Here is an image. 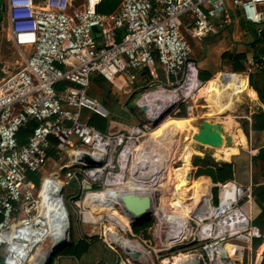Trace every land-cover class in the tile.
<instances>
[{"label":"built area","instance_id":"built-area-1","mask_svg":"<svg viewBox=\"0 0 264 264\" xmlns=\"http://www.w3.org/2000/svg\"><path fill=\"white\" fill-rule=\"evenodd\" d=\"M101 1L8 0L13 40L30 53L0 80V249H7L0 264H27L30 239L43 241L44 203L65 211L69 228L77 216L85 228L103 234L99 237L120 258L99 264H168L166 259L171 264H264L253 184L210 182L207 193L189 196V213L182 221H163L154 203L151 213L158 223L140 232L133 228L139 220L127 212L131 231H117L132 247L121 246L101 218L102 207L116 205L124 211L120 195L134 174L136 155L165 114L173 117L185 107L188 114L195 113L204 101L206 81L183 27L191 37L203 39L230 24L236 9L263 35L264 0H118V8L109 13L98 10ZM246 63L248 72L264 70V58ZM142 73L156 87L137 102L142 122L107 131L90 124L86 111L110 116L90 94L96 74L131 96L140 88ZM60 83L65 84L59 89ZM151 94L158 95L156 104L163 107L172 99L165 112L157 115L145 108ZM32 121L37 126L20 138V130ZM47 166L51 171L39 178ZM54 176L62 183L43 195L45 182ZM109 191L115 201L99 197ZM162 223L166 225L160 227Z\"/></svg>","mask_w":264,"mask_h":264},{"label":"crops","instance_id":"crops-1","mask_svg":"<svg viewBox=\"0 0 264 264\" xmlns=\"http://www.w3.org/2000/svg\"><path fill=\"white\" fill-rule=\"evenodd\" d=\"M2 14L3 13L1 12L0 16H2ZM231 15L232 19L230 24L220 27L217 32L203 39L191 37L189 30L186 27H183V32L195 48L193 56L198 62L201 75H206L207 73L214 75L215 71L220 69V67H230L232 69V72H239L234 70V66L232 61L230 60V57L225 56V54H246V58L245 60H243L245 64V70L242 71L243 73L240 74L234 73L237 74L243 82L242 90L238 91V93L236 94L235 104L242 94L243 95L241 98H243L242 100H245V102L241 104L242 114L240 113V115L235 116L236 121L234 122V126L236 127H231V129H241V134L245 138L247 145L245 147L242 146L239 153L231 156L230 158L214 157L216 161H219L220 159H230L225 163H211L206 164V166L199 165V167L195 168L196 171L194 172L200 177V180L204 178L208 182H224L235 180L243 184H253L255 189V201L253 205L254 220L259 222L261 224V227H263L264 229V199L260 200V196L257 197L259 194H264V70L262 71V69L256 68L253 72H248V65L246 63V60H248L249 58L264 57V52L262 50V46H264V43L257 42L255 46H253L252 44L255 42L256 35L263 38L264 34L258 35L255 27L250 25V23H248L243 18V16L238 10H231ZM211 37L213 39V43L209 42V38ZM219 74L221 73H218L215 77L212 76L213 78L206 81L205 85L201 90L202 94H207L206 100L209 99L208 101L212 102L214 100L209 98L210 83L216 81ZM142 75L143 76H141L137 81L138 88H140L137 89L136 92L142 89L146 83L148 84V86H150L149 77H146L144 73H142ZM102 80L107 81L104 77ZM253 82L255 85L253 84ZM205 86H207L206 92L204 91ZM221 97V95H216L215 99H221ZM211 107H218L221 109V112L227 110L225 104H223L221 100L220 104H212ZM124 109L127 110V107H124ZM85 114L86 117L90 119L94 113L91 111H86ZM110 116L107 117L109 118L107 127H96L101 129L102 131H107L108 129L124 130L127 129L129 126L134 125V123L129 122V126L126 125L123 127H118V118L110 119ZM123 118L125 117L119 116V119ZM188 168L192 167L189 166ZM181 171L183 170L178 171V173ZM35 180L38 184H40L38 178H36ZM186 182L194 183V180ZM189 192L190 191H187V194L184 195L183 198H179V194L182 193L179 192L178 199L180 201L185 200L189 203ZM188 207H190V204L188 205ZM189 209L190 208L186 209L185 212H189ZM179 210L180 209L175 211L179 212ZM185 212H183V214ZM170 215H176L177 217H179V214L175 213H170ZM256 225H258V223H256ZM94 237H89L85 235V237L83 238ZM227 247L231 249V251L234 249V246L231 244H227ZM42 249L45 250V248ZM119 258L120 257L118 256L116 262L119 260ZM97 262L100 263L109 261L100 259Z\"/></svg>","mask_w":264,"mask_h":264},{"label":"bare ground","instance_id":"bare-ground-1","mask_svg":"<svg viewBox=\"0 0 264 264\" xmlns=\"http://www.w3.org/2000/svg\"><path fill=\"white\" fill-rule=\"evenodd\" d=\"M217 90L219 95H221V102L225 104L226 108H232L235 105L236 101V94L238 91H241L243 88V82L241 81L240 77L237 74L234 73H221L218 76L217 79ZM207 86L204 87V91L206 92ZM157 94H151L146 97L147 103L145 108L148 109L151 108L152 112L159 115L162 111L165 112L167 109V106L171 103L172 99H169L166 103V107L156 104V100L160 99L157 98ZM170 102V103H169ZM221 111L217 110L215 107L212 108L208 112V116H218ZM193 117V116H192ZM190 118V117H189ZM234 116L227 115L225 119L220 120H214L212 118H208L202 121L201 127L197 128H191L189 124V120L185 119L180 128L177 131L172 132L170 129L166 127H160L158 128L155 133H153L152 137L149 140V144H152L153 146H158L159 143L166 141L168 143H174V136L178 135L182 139V142L185 143L186 146H201L207 150H212L214 148V151L212 150V155L215 158H230L234 154L239 153L242 146H246V140L242 136L240 129L239 130H232L231 127L234 126ZM183 120V119H182ZM219 123H222V128L218 129L217 126ZM238 123V122H237ZM165 124V123H164ZM163 124V125H164ZM173 125V123H172ZM230 132V134L228 133ZM231 135L233 138L232 143H229L227 140V136ZM160 137V139H158ZM177 139V138H176ZM179 142V140L177 139ZM143 148V147H142ZM140 152L136 155V161L133 165L132 172L134 173L131 179L129 180L128 184L125 186V191H135L137 189H141L145 192H148L152 195L154 198V203L158 212L159 217L163 221H166L169 217H173L170 215V209L169 207L163 211L159 208V191H158V182L164 178H167L170 176V167L166 159L160 158L154 155L153 151L149 148L141 149L139 148ZM142 152V154H140ZM140 158V159H139ZM181 167V166H180ZM179 168V167H178ZM193 170L192 168H187L186 170H183L178 173L177 178L178 180H188L192 179L189 178V173ZM164 177V178H163ZM133 178V180H132ZM205 180V179H204ZM208 182V181H207ZM207 182H196V186L194 189L190 188H173L174 190L178 191H184L179 194V198H183L184 195L187 194V191L193 190L196 194L201 187H205ZM56 183H62L61 179L54 176V179H50L47 182H45L42 192L43 195L46 194V192L49 189L56 190L57 191V185ZM198 183V184H197ZM210 183V182H209ZM109 193V194H108ZM113 191L109 192H103L99 194V197L103 199H112L115 201L114 194H112ZM203 194V193H202ZM56 200L60 198V195L55 196ZM167 197L165 196V199ZM180 204H183L181 206ZM189 203L186 201L184 203V200H181L179 205L177 206L178 209H188ZM101 218L103 220H107L109 223L118 225L119 227L124 228L126 231L130 230V220L128 217L127 211L124 213L121 208H118L116 205H111L108 207H102L101 208ZM165 211V213H164ZM184 215V214H182ZM66 216V212L59 209V207H54L53 210H50L46 207L45 203L43 204V209L41 211V225L40 232L42 233L40 235L42 242L46 241L47 238L52 239V245L49 249H40V246L37 248L36 252L33 254L32 251L34 247L39 244L37 243V239L34 241L30 239V243L28 245V252H31L28 259L29 264H43L45 259L48 257V255L51 253L52 249L55 247L56 243H59V239L61 237H65L68 240V232H69V225L64 220ZM184 217H176L175 220L182 221ZM166 223H162L160 227H164ZM97 230V228H96ZM106 230L110 233L113 231L111 228H106ZM45 235V236H43ZM121 246L124 248L129 247L134 244H130L129 240L125 238L121 233H116L115 235H112ZM115 244V243H114ZM231 244V243H228ZM232 245V244H231ZM116 246V245H115ZM234 246V245H233ZM234 250V249H233ZM232 250V251H233ZM165 263L171 264L170 260L166 259L164 261ZM24 264V263H22Z\"/></svg>","mask_w":264,"mask_h":264},{"label":"rangeland","instance_id":"rangeland-1","mask_svg":"<svg viewBox=\"0 0 264 264\" xmlns=\"http://www.w3.org/2000/svg\"><path fill=\"white\" fill-rule=\"evenodd\" d=\"M4 2H5L4 3L5 9H3L2 11L3 14L0 17V80L7 77L11 72L18 69L21 66V64L24 62L25 58H27L30 53L29 48L19 46L13 40L11 16L9 12L8 0H4ZM209 42L213 43L212 37L209 38ZM231 70L232 69L230 67H226V68L220 67V69L215 71L213 77H215L218 73L232 72ZM232 73H238V72H232ZM155 89H156L155 86L154 87L148 86V84L146 83L142 89H140L139 91H137L130 97L129 95L127 96V95L120 94L118 91L115 90V87L111 83L102 80L101 83H95V82L92 83L90 94L94 96V98H96L98 101H101L103 103V106L106 109H108L111 115L110 119L118 118V122H119L118 127H123L126 125L129 126L130 125L129 122L135 124V123H140L145 119V116L139 111L137 102L143 94L145 95L146 93L151 92ZM203 95L205 96L204 101H202L199 104L197 111L195 113L193 112L191 114L190 113L188 114L186 107L185 109L183 108V112H180L177 115H172L173 117L169 116L170 114L166 113L164 118L157 124L156 129H154L153 133L158 131L157 129L160 128L161 126L170 129L172 132L177 131L185 119H188V120L190 119L189 124L191 128H194L196 126L197 128H200L202 121L205 120V118L206 119L212 118L214 120H220V119H225L227 115H232L234 116L233 121L235 122L236 121L235 116L240 115V113L242 112L241 104L245 102V100H242L243 98H241L243 95L242 94L239 100L236 102L234 107L229 108L225 110L224 112L219 113L218 116L216 115L208 116L207 115L208 112L213 108L211 107L213 104V101L212 102L208 101L209 99L206 100L207 94H203ZM124 107H127V110H125ZM215 108L221 111L220 108L218 107H215ZM119 116L125 117V118L119 119ZM152 135L153 134H151L148 138L144 139L140 147L143 150L146 148H149L150 150L153 151L155 156L166 159V161L169 164L170 176L167 178L163 177L164 179L160 180L157 185L158 191H159L158 199L160 201L158 206L161 209V211H163V209L166 210L169 207L165 199V193H166L167 187L176 188V186L174 185V183L176 182H186V181L196 180L192 185L187 187L190 189H194L197 181L198 183L207 182V180H204V178L200 180V177L194 171H196L195 168L199 167V165L206 166V164H210V162L209 163L199 162L195 164L193 162V157L195 158L202 157L204 159L207 158V159L213 160L214 162L216 161V159L212 155V150L214 151V148L212 150H207L203 148L202 145L195 146V147L186 146L185 143L182 142V139H179L180 137L178 135L174 136V141H175L174 143H171L169 141L167 143L166 141H163L159 143L158 146L157 145L153 146L152 144L148 143ZM176 138L179 140V142L177 141ZM158 139H160V137H158ZM140 154H142V152ZM186 164H188V166L193 167L194 169L192 170V176H191L192 179L186 180V181L176 180L175 173H174V167L178 168ZM50 168H51L50 166H47V170L39 172L38 177L39 178H41L42 176L44 177L46 172L51 171ZM209 184L210 183L207 182L206 186L201 187V189L196 194L194 193L193 190H191L189 192V196H191L193 193L194 197H201L202 195L207 193L208 188L210 186ZM138 191H143V190L138 189ZM169 194L173 196L172 191H170ZM185 202L186 201L184 200V203ZM180 205L183 206V204H180ZM169 209L171 210L170 213L179 214V217H185V215L189 213V212H185L186 209L184 208L180 209L179 212L172 210L170 207ZM183 212H185L184 215H182ZM148 217L153 219L154 221L153 226L156 223H158V220L155 217V213H150ZM174 217L176 218L177 216L174 215ZM106 227L111 228L116 233H119L117 231L119 230L118 225H114V224L107 222ZM87 229L88 227L85 228L79 221L78 217L75 216L72 219L71 228H69L70 232H68V243H69L68 245H72V247L75 246L76 243H78L83 237H85V235L88 234ZM102 235H103L102 233H100V235L98 233L95 236L100 239ZM50 244L52 245V239L49 237L47 238L46 241L37 244L34 247L32 253L34 254L39 246H40V249L42 248L49 249L51 247ZM67 246H65L63 249L59 250L58 252H56V254L53 256L51 264H79V260L74 259L72 257H67L66 255H64L63 251ZM100 246H101L100 243L93 245L91 247L90 253H88L89 255L86 258H95V262H97L102 257L106 256V251L102 252V248ZM116 246L120 248L118 244ZM6 253H7L6 247L5 246L1 247L0 249L1 256L5 257ZM27 264L29 263L27 262Z\"/></svg>","mask_w":264,"mask_h":264},{"label":"trees","instance_id":"trees-1","mask_svg":"<svg viewBox=\"0 0 264 264\" xmlns=\"http://www.w3.org/2000/svg\"><path fill=\"white\" fill-rule=\"evenodd\" d=\"M118 6H119V1L118 0H102L100 5H99V7H98V10L101 11V12H104V13H109V12H112V11L116 10L118 8ZM255 37H256L255 38V42L252 43L253 46H255L257 44V42H259V43L263 42L264 43V37L262 38V37L257 36V35ZM262 50L264 52V46H262ZM245 55L246 54H242V53H236V54H230V53L227 54L226 53L225 54V56L230 57V60L232 61L233 66H234V70L239 71V72H242V71L245 70V64H244V61H243L246 58ZM263 58L264 57H257L255 59L257 61H261V59H263ZM212 76H213V74H209V73H207L206 75H201L200 74V77L204 81H208L209 79L212 78ZM102 79H103V76L101 74H96L93 77V82L101 83ZM64 84L65 83L58 84V88L59 89L62 88L64 86ZM253 84H254V82H253ZM216 89H217V82L216 81L211 82L210 83V89H209V98L210 99H214L213 100V104H220V99L216 98L217 101L215 99V96L219 95L218 90L216 91ZM214 91H216V92H214ZM108 121H109V118H107L105 116H102V115H99L97 113H94L92 115V117L89 119L90 124L95 125L97 127H101V128L107 127L108 126ZM36 126H37V123L35 121H32L27 127L22 128L20 130L19 137L20 138H26L29 134H31V132L33 131V129ZM240 131H241V129H240ZM228 160H230V159H220L219 161H215L214 162L213 160H210V159H207V158L204 159L202 157H198V158L197 157L196 158L193 157V162L195 164L199 163V162H203V163H209L210 162V164L211 163H216V162L217 163H225ZM184 167H186V168H184ZM188 167H189L188 164L183 165V166H181L179 168H175L174 167V173H175V176H176L175 178L178 180V178H177L178 171L187 169ZM35 179H36V177H35ZM192 184H193V182H176V183H174V185L177 188H187V187H189ZM170 191H172L173 196L169 194ZM179 192H183V191L174 190L171 187H167L166 188V193H165V196L167 197L166 198V203L168 204V206L172 210H178L177 206L180 203V200L178 199V193ZM257 197H259L260 200L264 199V194L263 195L259 194ZM257 197H256V199H257ZM153 222H154L153 219L149 218V217L146 220H139V221L135 222L134 225H133L134 231L135 232H140L142 230L150 228V227L153 226ZM255 222L258 223L259 227L261 228L262 232L264 233V229H263V227H261V224L254 220V223ZM97 243L101 244L100 247L102 248V252L106 251V256L102 257L101 260H107V261H110V262H116V259L119 256L117 251L114 248L110 247L108 245V243H106L102 238L99 239L98 237L83 238L78 243H76V245L73 246V247H72V245H68L64 249L63 253L67 257H72L74 259L79 260V264H99L98 262H95V258H86L89 255L88 253H90L91 247L93 245L97 244ZM3 260H4V257L1 256V254H0V263L3 262ZM118 264H119V262H118Z\"/></svg>","mask_w":264,"mask_h":264},{"label":"water","instance_id":"water-1","mask_svg":"<svg viewBox=\"0 0 264 264\" xmlns=\"http://www.w3.org/2000/svg\"><path fill=\"white\" fill-rule=\"evenodd\" d=\"M4 8V0H0V14ZM217 128L221 129L222 123H219ZM227 140L229 143H232V136L228 135ZM191 176L192 171L189 173V178H191ZM88 188H90V186ZM120 200L124 209L137 220H146L154 208V198L152 195L145 191H138V189L135 191H125L124 193H121ZM87 232L89 237H94L96 235L95 228L93 227H88ZM68 244V240L65 237H61L59 239V243H56L55 247L52 249L43 264H51L53 256L56 252L63 249Z\"/></svg>","mask_w":264,"mask_h":264},{"label":"clouds","instance_id":"clouds-1","mask_svg":"<svg viewBox=\"0 0 264 264\" xmlns=\"http://www.w3.org/2000/svg\"><path fill=\"white\" fill-rule=\"evenodd\" d=\"M5 3V2H4ZM4 6H5V4H4ZM240 73H242V72H238V74H240ZM217 190H218V188H217Z\"/></svg>","mask_w":264,"mask_h":264}]
</instances>
